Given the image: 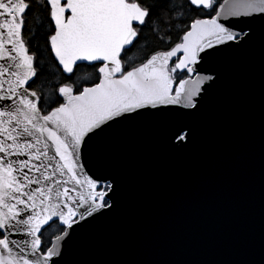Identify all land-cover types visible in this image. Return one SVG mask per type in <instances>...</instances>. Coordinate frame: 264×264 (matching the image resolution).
Returning <instances> with one entry per match:
<instances>
[{"label": "snow or ice", "instance_id": "6c2138e0", "mask_svg": "<svg viewBox=\"0 0 264 264\" xmlns=\"http://www.w3.org/2000/svg\"><path fill=\"white\" fill-rule=\"evenodd\" d=\"M217 3L0 0V264H61L67 240L112 208L113 184L82 164L88 142L197 108L215 79L199 75L202 61L257 39V23L264 42V0ZM169 139L182 147L189 131L177 124Z\"/></svg>", "mask_w": 264, "mask_h": 264}, {"label": "water", "instance_id": "95a60500", "mask_svg": "<svg viewBox=\"0 0 264 264\" xmlns=\"http://www.w3.org/2000/svg\"><path fill=\"white\" fill-rule=\"evenodd\" d=\"M256 31L244 47L198 66L199 75L215 79L203 85L197 108L163 122L126 121L88 142L82 164L113 184L112 208L67 240L61 264H264L259 23ZM177 124L189 131L182 147L169 139ZM112 132L124 146L116 163Z\"/></svg>", "mask_w": 264, "mask_h": 264}, {"label": "trees", "instance_id": "16d2710c", "mask_svg": "<svg viewBox=\"0 0 264 264\" xmlns=\"http://www.w3.org/2000/svg\"><path fill=\"white\" fill-rule=\"evenodd\" d=\"M224 0H218V3L216 4V7H218V5L223 2ZM201 18H208V17H201ZM41 20H42V15H41V11L39 9H34L33 11H30L28 14V28L32 29L33 31L37 32V36L34 38L33 43L34 45L38 46L37 50H41L43 48V43H44V39H43V27L41 25ZM152 41L151 39H149V47L152 48ZM137 53L134 51L132 53V55H136ZM151 53H149L150 55ZM91 71V69L89 68H84L82 67L79 70V74L81 76H87L88 73ZM45 74H41V81H43L45 79ZM40 81H37V84H39ZM51 231V230H50Z\"/></svg>", "mask_w": 264, "mask_h": 264}, {"label": "flooded vegetation", "instance_id": "af4514ba", "mask_svg": "<svg viewBox=\"0 0 264 264\" xmlns=\"http://www.w3.org/2000/svg\"><path fill=\"white\" fill-rule=\"evenodd\" d=\"M121 143L122 135L116 132H112V162L116 163L117 158H120L124 154V146L120 145ZM154 157L158 159L159 156L154 155ZM114 168H116V166Z\"/></svg>", "mask_w": 264, "mask_h": 264}]
</instances>
